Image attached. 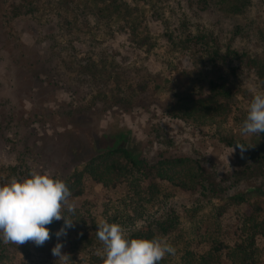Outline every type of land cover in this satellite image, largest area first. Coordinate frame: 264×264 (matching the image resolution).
Returning a JSON list of instances; mask_svg holds the SVG:
<instances>
[{
	"label": "trees",
	"instance_id": "obj_1",
	"mask_svg": "<svg viewBox=\"0 0 264 264\" xmlns=\"http://www.w3.org/2000/svg\"><path fill=\"white\" fill-rule=\"evenodd\" d=\"M18 1L16 5L4 10L3 2L7 0H0V14L4 13L2 18L11 20L28 16L46 27V35L57 25L61 27L62 34L71 40L85 38L92 33L89 19L93 13L102 14L105 21L112 23L118 16L128 21L131 19L128 17L139 8L137 0ZM141 1L146 3V0ZM178 5L187 13L190 11L191 16L198 20H202L205 13L212 16L210 27L204 29L201 24L192 23L190 16L182 11L179 19L183 27V38L180 42L189 44L186 50L196 55L192 46L203 44L205 48L201 51L205 61L213 67L221 63L226 68L237 65L231 68L234 76L237 75L235 70L247 57L241 54L240 40L251 41L247 33H250L254 22L259 25L257 29L262 31L260 34L264 37V29L260 28L264 0H186L184 4L179 1ZM51 15H55L58 22L50 20ZM196 25L202 30L196 32ZM4 35L6 33L0 32V41ZM209 42L211 44L208 45ZM60 43V38H54L49 49L43 50L42 54H39L38 49L30 51L19 43V47L13 49L16 52L12 60L15 65V81L19 83L21 77H24L32 84L45 74L52 81V86H64L74 91L81 104L85 97L90 96L83 110L80 109L81 114L86 116L100 102L107 106L103 109L120 105L129 109L131 103H135L132 106L149 110L154 105L160 86L149 76L145 78L143 70L120 63L110 56L77 53L70 47L57 52L54 49ZM220 47H223V53ZM4 49L0 42V54ZM255 60L249 65L264 67V54L255 57ZM207 71L202 70L197 75H205L198 81L200 85L193 86L191 91L176 93V106L171 115L174 119H181L198 128H207L211 137L228 148L235 147L237 142L245 145L247 149L244 152L235 148L242 162V170L221 177L199 156H141L131 149L130 134L125 132L121 137V146L90 158L81 170L76 166L71 170L63 168L64 172L57 178L67 183L72 193L71 199L83 194L82 184L87 177L109 190L124 184L125 191L120 198L105 202L102 221L121 224L134 238L164 236L171 244L180 242L181 245L175 246L176 254L167 255L159 264H223L225 261L231 264H263L264 251L260 243L264 240V133L259 134L258 141L250 144L235 134H220L213 130L214 125L221 124L218 121L221 117L218 107L213 106L232 102L237 92L229 77L215 70ZM26 89L19 85L22 94L26 93ZM18 97L15 96L16 99ZM0 99H4L1 90ZM7 100L5 98L0 107L7 106ZM90 120L89 117L84 119L87 122ZM161 137L166 140L165 133ZM21 141L19 148L22 150L18 154L20 165L13 167L5 179L0 178V185L8 183L12 177L18 180L25 174L27 177L33 170L24 160L29 157L31 148L27 142L24 143V139ZM70 143L73 145L71 140ZM165 144L171 148L173 141L168 139ZM38 154L40 158H46L45 154ZM64 155L68 157L69 153L65 152ZM53 156V153L47 152L48 158ZM235 177L236 180L233 179ZM251 182L257 186H251ZM234 208L241 209L237 212L240 225L233 228L232 232L224 233L219 222ZM98 223L92 225L91 238L87 237L90 234L82 236L88 243V248L83 252V260L88 264H102V260L95 254V250L101 246L96 237ZM64 225L62 219L53 221L47 227L51 232ZM194 243H200L202 249L192 250L190 245ZM28 244V248L24 247ZM30 244H33V251L39 256L44 255L47 259L54 257L51 249L56 242L37 246L28 241L17 246L0 241V264H8L9 260L28 251L32 246Z\"/></svg>",
	"mask_w": 264,
	"mask_h": 264
},
{
	"label": "rangeland",
	"instance_id": "obj_2",
	"mask_svg": "<svg viewBox=\"0 0 264 264\" xmlns=\"http://www.w3.org/2000/svg\"><path fill=\"white\" fill-rule=\"evenodd\" d=\"M179 1L184 4L186 0H146V3L137 0L139 8L128 17L131 18L130 21L115 16L116 19L108 23L102 14L93 13L89 19L92 33L76 40L65 37L56 23L46 35V27L28 16L8 20L2 18L4 13H1L0 32L3 31L6 35L0 41L5 48L0 54V90L3 93V101L6 98L9 104L0 107V178L5 179L13 167L20 165L18 154L22 150L19 148L22 139L32 149L29 157L24 158L28 167L33 168L32 171H47L58 177L64 172L63 168L71 170L76 166L81 170L90 158L121 146V137L125 132L130 134L131 149L141 156H199L221 177L234 175L242 170V162L237 157L236 150L231 153L232 148L211 137L210 132L206 131L207 128H198L181 119H174L171 114L176 106V93L191 91L193 86L200 85L198 81L205 77L197 76L200 71L215 70L233 81L237 94L232 102L213 106L218 107V114L221 116L218 120L221 122L220 126L214 125L213 130L220 134H235L250 144L258 141L259 135H241L240 126L246 118L253 94L264 92V67L249 65L256 61L255 57L264 54V37L260 34L262 31L257 29L259 25L254 22L250 33H247L251 41L240 40L241 54L244 53L247 57L235 70L237 75L234 76L231 68L237 65H229L226 68L223 63H219L218 67H213L202 56L201 50L205 48L203 44H194L192 50L197 54L192 55L186 50L189 44L180 42L183 38V27L179 17L184 9L178 5ZM18 2L7 0L6 3L3 2V9L8 10ZM187 14L192 23L201 24L204 29L210 27L212 16L208 13L203 14L202 20L193 18L190 11ZM50 20L56 21L55 15H51ZM260 23L263 30L264 13ZM194 29L196 32L202 30L199 26ZM169 34L172 35L169 37ZM57 37L61 42V45L54 49L57 52L70 47L77 53L110 56L120 63L143 70L145 78L149 76L160 86L154 98V105L149 110L132 106L135 103H131L129 109L121 105L103 109L106 105L100 102L94 111L86 116L81 112L90 96L85 97L81 104L74 91L64 86H52V81L48 80L45 74L41 75L42 79L32 84L24 77H21L19 83L16 82L15 65L12 62L16 52L13 49L19 47L20 43L30 51L38 49L39 54H42ZM216 43L219 44V41ZM221 43L223 44V41ZM223 47H220L222 53ZM19 85L27 88L25 94L21 93ZM15 96L19 97L16 99ZM3 101L0 99V103ZM85 117L91 118L90 122L84 121ZM164 133L166 140L161 139ZM168 139L173 141L171 148L165 144ZM47 152L53 153L54 156L48 158ZM65 152L69 153L68 157L64 155ZM38 153L45 154L46 158H40ZM63 157H66V160H63ZM233 179L236 180V177ZM256 184L251 182V186H257ZM118 185L117 189L109 190L88 177L84 178L83 194L71 199L75 204L73 226L66 228V236L59 238L60 243L64 245L62 252L70 258L68 264H88L83 260V252L88 248V243L82 236L90 234L87 237L91 238L93 223L102 221L105 202L118 199L124 193V184ZM240 210L231 209L219 222L224 233H230L240 225L237 219V212ZM64 226L50 232L51 239L47 241L48 244L57 243L55 234ZM204 228L207 229L206 226ZM172 245L175 247L181 243ZM28 246L29 244L24 247ZM30 246L31 249L9 260L8 264H63L58 257L47 259L44 255L39 256L33 251V244ZM190 246L192 250L202 249L200 243ZM260 246L264 251V240ZM223 264L231 263L225 261Z\"/></svg>",
	"mask_w": 264,
	"mask_h": 264
},
{
	"label": "clouds",
	"instance_id": "obj_3",
	"mask_svg": "<svg viewBox=\"0 0 264 264\" xmlns=\"http://www.w3.org/2000/svg\"><path fill=\"white\" fill-rule=\"evenodd\" d=\"M240 132L244 136L264 133V92L253 94ZM237 147L241 152L247 149L237 142L231 153ZM71 197L67 183L47 171H31L19 180L12 177L8 183L0 185V241L17 246L32 241L43 246L51 239L47 226L62 219L65 226L55 235L58 240L66 236V228L73 226L75 214ZM97 225L96 237L101 246L95 254L102 264H159L167 255L176 254L167 237L134 238L124 226L107 220ZM63 246L57 242L51 252L63 264H68L70 258L62 252Z\"/></svg>",
	"mask_w": 264,
	"mask_h": 264
}]
</instances>
